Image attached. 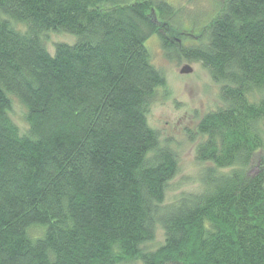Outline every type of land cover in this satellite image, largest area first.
I'll return each instance as SVG.
<instances>
[{
  "label": "trees",
  "instance_id": "obj_1",
  "mask_svg": "<svg viewBox=\"0 0 264 264\" xmlns=\"http://www.w3.org/2000/svg\"><path fill=\"white\" fill-rule=\"evenodd\" d=\"M152 2L0 0V264H264L261 155L255 172L232 170L193 203L158 210L177 166L147 124L166 81L146 40L167 49L170 31L181 34L176 10ZM217 2L199 32L207 45L179 49L225 103L200 119L196 154L246 168L264 149V100L249 98L264 89V0ZM50 31L75 39L50 54ZM13 100L24 134L8 116ZM157 220L165 244L143 252Z\"/></svg>",
  "mask_w": 264,
  "mask_h": 264
},
{
  "label": "rangeland",
  "instance_id": "obj_2",
  "mask_svg": "<svg viewBox=\"0 0 264 264\" xmlns=\"http://www.w3.org/2000/svg\"><path fill=\"white\" fill-rule=\"evenodd\" d=\"M168 2L174 8L175 15L170 20V27L177 31L185 30L191 33L189 37L176 35L182 41L176 40L174 31L168 35L161 30L165 36H169L171 47L167 49L161 44L158 35L147 38L146 46L151 50V60L157 70H160L165 78L166 84L159 91L158 99L153 102L147 112V124L153 128L159 137L160 148H165L176 158L177 171L173 178L167 182L164 201L158 205L159 211L168 210L169 205L179 202L193 203L206 192L211 182L217 178L227 176L232 170L242 169L253 173L258 167L259 157H263L264 149L246 168L236 167L219 168L210 162H202L197 159L196 149L203 141L197 133L199 121L207 113L214 109L223 108L225 103L220 99V83L211 78L210 72L201 62L190 57H185L179 49H191L192 47H204L206 38L199 32L215 16L218 2L222 0H153L155 6L160 2ZM4 16L0 13V18ZM23 28V24H17ZM75 39L74 35L64 32H47L43 36L50 54L56 43H67L71 45ZM174 41V43H173ZM183 42L181 45L180 43ZM173 43V44H172ZM198 43V44H195ZM179 50V51H177ZM192 67L191 73L181 74L183 65ZM251 101L264 100V89H256L249 94ZM25 108L17 100L12 101L8 116L17 125L20 134L27 132V124L24 119ZM259 130L264 141V126L259 124ZM261 155V156H260ZM244 172V173H245ZM224 178V177H223ZM39 229H33L37 233ZM154 239L145 244L143 252H153L156 248L165 244V231H163L159 220L156 221ZM123 264H140L138 260L126 261Z\"/></svg>",
  "mask_w": 264,
  "mask_h": 264
},
{
  "label": "water",
  "instance_id": "obj_3",
  "mask_svg": "<svg viewBox=\"0 0 264 264\" xmlns=\"http://www.w3.org/2000/svg\"><path fill=\"white\" fill-rule=\"evenodd\" d=\"M192 70H193V69H192L191 66L185 64V65H183V66L180 68V72H179V73H181V74H188V73H191Z\"/></svg>",
  "mask_w": 264,
  "mask_h": 264
},
{
  "label": "flooded vegetation",
  "instance_id": "obj_4",
  "mask_svg": "<svg viewBox=\"0 0 264 264\" xmlns=\"http://www.w3.org/2000/svg\"><path fill=\"white\" fill-rule=\"evenodd\" d=\"M166 29H168V27H167ZM167 31H168V30H167ZM179 33H180L181 35H183L184 37H185V36L189 37V35L191 34V33H187V32H184V31H180ZM176 40H178V42L181 41L180 38H178V39H176Z\"/></svg>",
  "mask_w": 264,
  "mask_h": 264
},
{
  "label": "bare ground",
  "instance_id": "obj_5",
  "mask_svg": "<svg viewBox=\"0 0 264 264\" xmlns=\"http://www.w3.org/2000/svg\"><path fill=\"white\" fill-rule=\"evenodd\" d=\"M161 72V71H160ZM166 84V83H165Z\"/></svg>",
  "mask_w": 264,
  "mask_h": 264
}]
</instances>
